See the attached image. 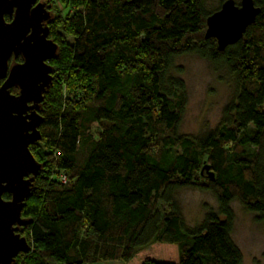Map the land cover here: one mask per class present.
Listing matches in <instances>:
<instances>
[{"label": "trees", "instance_id": "1", "mask_svg": "<svg viewBox=\"0 0 264 264\" xmlns=\"http://www.w3.org/2000/svg\"><path fill=\"white\" fill-rule=\"evenodd\" d=\"M253 1L254 22L220 50L205 35L218 8L205 0H61L62 10L37 0L57 51L37 108L40 139L29 145L41 167L20 214L28 249L12 264H242L232 200L264 220V0ZM185 53L225 67L236 84L199 136L178 128L187 95L170 68ZM183 187L217 202L193 228L174 200Z\"/></svg>", "mask_w": 264, "mask_h": 264}, {"label": "water", "instance_id": "2", "mask_svg": "<svg viewBox=\"0 0 264 264\" xmlns=\"http://www.w3.org/2000/svg\"><path fill=\"white\" fill-rule=\"evenodd\" d=\"M259 7L253 0H223L206 18L207 37L216 39L218 49L238 41L254 22ZM10 16V20L5 19ZM49 12L37 0H0V264H12L28 243L14 226L22 225L21 209L41 164L29 145L40 139L37 112L51 81L49 60L57 44L48 37L45 22ZM21 62L9 64L11 55ZM16 86L17 93L10 89ZM207 174L214 177L205 165ZM9 193L10 198H3Z\"/></svg>", "mask_w": 264, "mask_h": 264}, {"label": "rangeland", "instance_id": "3", "mask_svg": "<svg viewBox=\"0 0 264 264\" xmlns=\"http://www.w3.org/2000/svg\"><path fill=\"white\" fill-rule=\"evenodd\" d=\"M222 0H205L206 9L213 11ZM239 3L240 0H235ZM62 10L61 0H53ZM67 39H72L66 35ZM170 73L184 80L187 102L179 124V132L199 136L218 123L224 105L231 100L236 90L235 79L223 66H214L207 59L194 53L175 57ZM264 107V104H263ZM96 130V124L93 131ZM201 173L208 175L206 169ZM186 228L198 225L207 210L217 211V202L210 191L183 187L174 193ZM234 213L231 238L242 253V264H264V220H256V213L244 209L234 199L231 202ZM94 264H128L124 260H100Z\"/></svg>", "mask_w": 264, "mask_h": 264}, {"label": "built area", "instance_id": "4", "mask_svg": "<svg viewBox=\"0 0 264 264\" xmlns=\"http://www.w3.org/2000/svg\"><path fill=\"white\" fill-rule=\"evenodd\" d=\"M60 179H61V181L64 182V183L67 181V177H66V175H64V174L61 175Z\"/></svg>", "mask_w": 264, "mask_h": 264}, {"label": "flooded vegetation", "instance_id": "5", "mask_svg": "<svg viewBox=\"0 0 264 264\" xmlns=\"http://www.w3.org/2000/svg\"><path fill=\"white\" fill-rule=\"evenodd\" d=\"M5 199H7V198H5ZM14 226L17 227V230L16 231H18V228H19L20 225H17V223H15Z\"/></svg>", "mask_w": 264, "mask_h": 264}]
</instances>
